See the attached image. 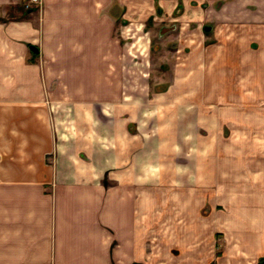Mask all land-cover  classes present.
I'll return each instance as SVG.
<instances>
[{"label": "crops", "instance_id": "obj_1", "mask_svg": "<svg viewBox=\"0 0 264 264\" xmlns=\"http://www.w3.org/2000/svg\"><path fill=\"white\" fill-rule=\"evenodd\" d=\"M26 1L0 0V264H147L148 180L179 179L148 173V162L163 167L164 145L180 143L164 128L134 131L131 104L94 112L120 100L115 0ZM167 100L180 117L195 99Z\"/></svg>", "mask_w": 264, "mask_h": 264}, {"label": "rangeland", "instance_id": "obj_2", "mask_svg": "<svg viewBox=\"0 0 264 264\" xmlns=\"http://www.w3.org/2000/svg\"><path fill=\"white\" fill-rule=\"evenodd\" d=\"M115 1L121 102L94 112L131 104L134 131L164 128L181 145H164L163 167L148 162V173L179 179L148 180L147 264H264V0ZM173 93L195 99L180 117Z\"/></svg>", "mask_w": 264, "mask_h": 264}, {"label": "built area", "instance_id": "obj_3", "mask_svg": "<svg viewBox=\"0 0 264 264\" xmlns=\"http://www.w3.org/2000/svg\"><path fill=\"white\" fill-rule=\"evenodd\" d=\"M42 4V0H29L26 4L27 9H32L34 7H40Z\"/></svg>", "mask_w": 264, "mask_h": 264}, {"label": "trees", "instance_id": "obj_4", "mask_svg": "<svg viewBox=\"0 0 264 264\" xmlns=\"http://www.w3.org/2000/svg\"><path fill=\"white\" fill-rule=\"evenodd\" d=\"M119 8V5L114 1V3L111 5L109 12L113 17H116V10Z\"/></svg>", "mask_w": 264, "mask_h": 264}, {"label": "water", "instance_id": "obj_5", "mask_svg": "<svg viewBox=\"0 0 264 264\" xmlns=\"http://www.w3.org/2000/svg\"><path fill=\"white\" fill-rule=\"evenodd\" d=\"M31 49L34 50V51L38 50L37 47H35V46H32Z\"/></svg>", "mask_w": 264, "mask_h": 264}]
</instances>
